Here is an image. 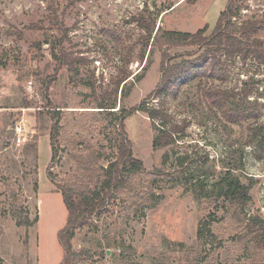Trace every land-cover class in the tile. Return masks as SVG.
Returning a JSON list of instances; mask_svg holds the SVG:
<instances>
[{"label": "rangeland", "instance_id": "rangeland-1", "mask_svg": "<svg viewBox=\"0 0 264 264\" xmlns=\"http://www.w3.org/2000/svg\"><path fill=\"white\" fill-rule=\"evenodd\" d=\"M228 0H0V264H59L62 248L57 232L66 221L61 194L47 176L49 167L61 177L71 166L66 150L50 162L51 121L44 107L40 80L53 76L48 95L60 109L76 105L80 111L118 87V103L126 75L128 90L123 105H137L160 81L166 60L191 59L202 49L189 45H152L137 19L147 21L156 6H169L156 20V28L196 32L215 27ZM240 7L232 18L236 29L243 20H264V0H236ZM264 34V33H263ZM264 39V37H263ZM74 61L77 75L70 82L67 66L60 67L51 51ZM212 66V67H211ZM202 73L186 83L175 81L149 105L163 106L170 121L185 125L181 143L189 146L185 164L192 180L206 187L218 179L202 174L200 156L218 165L241 160L238 172L250 187L248 214L264 216V66L251 57L240 59L224 54L208 57ZM233 90L246 107L248 117L240 123L226 122L220 108L212 104L213 92ZM232 102V98L225 105ZM77 118V116H75ZM133 155L145 171L154 167L152 123L134 111L125 120ZM17 128L21 141L17 142ZM88 127L78 126L77 136H90ZM102 136L101 133L97 134ZM108 136V135H106ZM78 140V137L75 138ZM37 141V151L31 147ZM37 165L38 189L32 187ZM197 185V182L196 184ZM156 185H154L155 187ZM17 189L30 219L26 229L16 226L8 213L7 191ZM142 217L132 216L120 200L107 207L82 228L71 241L70 264H196V228L200 203L183 185L161 183ZM225 225H217L221 236ZM227 238V235H224ZM226 241L217 255L202 264H237Z\"/></svg>", "mask_w": 264, "mask_h": 264}, {"label": "trees", "instance_id": "trees-1", "mask_svg": "<svg viewBox=\"0 0 264 264\" xmlns=\"http://www.w3.org/2000/svg\"><path fill=\"white\" fill-rule=\"evenodd\" d=\"M169 6H156L149 21L140 16L137 21L151 39L152 45L159 42L170 45H189L202 49L199 56L191 59L172 61L165 54L166 60L161 67L160 81L154 90L149 92L137 105L126 109L123 100L128 90L126 75L120 90L105 92L100 100L91 102L86 110L76 105L60 109L49 100L48 90L52 77L40 80L44 107L51 121L49 141L51 146L50 162H53L59 151L66 150L71 160L70 169L61 177L54 176L46 168L47 176L61 194L67 211L66 221L57 232V240L62 248L59 264H70L74 258L71 241L79 228L85 227L90 220L99 215L113 200H120L130 209L132 216L142 217L144 210L155 198L153 189L161 183L183 185L194 194L200 203L201 218L196 228L197 247L194 252L196 264H202L212 255H217L226 241L232 246L233 260L237 264H264V216L248 214L246 206L250 201V187L243 183L238 172L242 169L241 160L234 158L227 164L218 165L207 156L202 160V174L209 176L218 173V179L206 187L203 180H196L188 188L192 174L187 173L186 162L189 146H183L181 136L185 125L170 121V116L161 105L154 108L149 105L151 99L157 98L172 87L175 81L186 83L202 73V67L208 57L216 55L240 59L251 57L264 66V20H243L236 29L232 18L238 15L240 7L236 0H228L220 12L214 29L206 34L207 26L196 32H180L156 28V20L169 10ZM60 67L67 66L70 82L73 83L77 69L74 61L67 56L57 55L51 51ZM212 67V66H211ZM236 91L217 90L213 92L212 104L220 108L226 122L240 123L248 117L246 107H241V98L235 100ZM232 98V102H225ZM134 111L145 113L152 123V151L154 167L145 171L143 163L136 158L131 149V141L126 132L125 120ZM77 116V118L75 117ZM88 127L90 136H77L74 131L78 126ZM101 133L102 136L97 134ZM108 135V136H106ZM78 137L76 141L75 138ZM37 151V141L31 146ZM33 190L38 189L37 165L32 171ZM154 185H156L154 187ZM17 189L7 191L8 213L16 226L26 229L34 226L38 219H30L29 210L19 198ZM217 225H225L223 234L215 231ZM227 235V238H224Z\"/></svg>", "mask_w": 264, "mask_h": 264}, {"label": "built area", "instance_id": "built-area-1", "mask_svg": "<svg viewBox=\"0 0 264 264\" xmlns=\"http://www.w3.org/2000/svg\"><path fill=\"white\" fill-rule=\"evenodd\" d=\"M17 142L19 143L20 141H21V138H20V136H18L19 134H20V130L17 128Z\"/></svg>", "mask_w": 264, "mask_h": 264}]
</instances>
